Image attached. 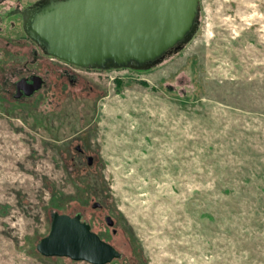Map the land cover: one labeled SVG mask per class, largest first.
I'll list each match as a JSON object with an SVG mask.
<instances>
[{
    "label": "rangeland",
    "instance_id": "1",
    "mask_svg": "<svg viewBox=\"0 0 264 264\" xmlns=\"http://www.w3.org/2000/svg\"><path fill=\"white\" fill-rule=\"evenodd\" d=\"M38 1L0 4V264H89L37 252L54 213L107 264H264V0H199L187 42L104 70L34 59L11 9Z\"/></svg>",
    "mask_w": 264,
    "mask_h": 264
},
{
    "label": "water",
    "instance_id": "2",
    "mask_svg": "<svg viewBox=\"0 0 264 264\" xmlns=\"http://www.w3.org/2000/svg\"><path fill=\"white\" fill-rule=\"evenodd\" d=\"M4 0H0V4ZM27 37L44 53L84 69H144L156 64L195 31L199 0H43ZM23 89L30 96L38 80ZM92 164V158H87ZM93 209L99 208L95 203ZM106 225L113 227L109 216ZM44 257L107 264L120 254L91 231L79 215H51L47 236L36 245Z\"/></svg>",
    "mask_w": 264,
    "mask_h": 264
},
{
    "label": "flooded vegetation",
    "instance_id": "3",
    "mask_svg": "<svg viewBox=\"0 0 264 264\" xmlns=\"http://www.w3.org/2000/svg\"><path fill=\"white\" fill-rule=\"evenodd\" d=\"M47 4V2H43V0H40L38 2L32 3L30 5L27 6H19L17 5L14 9H11V14L13 16L18 15L21 18V28L22 31L24 32L26 38L32 42L34 44V46L37 48L36 51L34 52V59H37L38 55L47 57V55L44 53L43 51V47L39 46L37 43L33 42L32 40H30L27 37V32L29 30V26L30 24L33 22V17L35 15L36 12H38L43 6H45ZM3 55V53H2ZM49 59H53L52 57H48ZM65 65H69L65 62H63ZM3 74V72H2ZM37 81L40 83V85L42 84L41 79L36 76L35 74H33L32 71L30 70H24V75L19 74L18 76H15L14 79V83H15V88H16V84L19 83L20 81L22 82V87L27 88L28 85L33 84L34 81ZM16 96L17 97H25L24 95V91L23 89H20L19 91H17L16 89Z\"/></svg>",
    "mask_w": 264,
    "mask_h": 264
}]
</instances>
